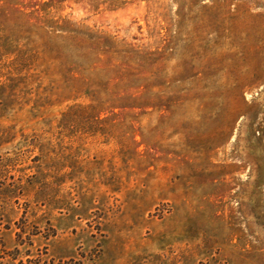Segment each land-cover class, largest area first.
<instances>
[{
	"label": "rangeland",
	"instance_id": "rangeland-1",
	"mask_svg": "<svg viewBox=\"0 0 264 264\" xmlns=\"http://www.w3.org/2000/svg\"><path fill=\"white\" fill-rule=\"evenodd\" d=\"M0 264H264V0H0Z\"/></svg>",
	"mask_w": 264,
	"mask_h": 264
}]
</instances>
